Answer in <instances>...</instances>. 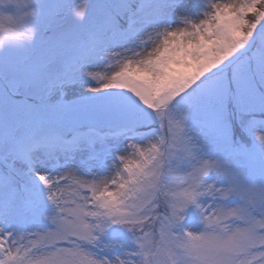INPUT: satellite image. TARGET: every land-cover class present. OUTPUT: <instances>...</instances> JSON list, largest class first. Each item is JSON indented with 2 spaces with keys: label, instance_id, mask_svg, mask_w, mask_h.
Listing matches in <instances>:
<instances>
[{
  "label": "snow or ice",
  "instance_id": "snow-or-ice-1",
  "mask_svg": "<svg viewBox=\"0 0 264 264\" xmlns=\"http://www.w3.org/2000/svg\"><path fill=\"white\" fill-rule=\"evenodd\" d=\"M0 49V264H264V0H35Z\"/></svg>",
  "mask_w": 264,
  "mask_h": 264
},
{
  "label": "clouds",
  "instance_id": "clouds-1",
  "mask_svg": "<svg viewBox=\"0 0 264 264\" xmlns=\"http://www.w3.org/2000/svg\"><path fill=\"white\" fill-rule=\"evenodd\" d=\"M35 0H0V49L29 45Z\"/></svg>",
  "mask_w": 264,
  "mask_h": 264
},
{
  "label": "rangeland",
  "instance_id": "rangeland-1",
  "mask_svg": "<svg viewBox=\"0 0 264 264\" xmlns=\"http://www.w3.org/2000/svg\"><path fill=\"white\" fill-rule=\"evenodd\" d=\"M50 2L55 3V0H50Z\"/></svg>",
  "mask_w": 264,
  "mask_h": 264
}]
</instances>
